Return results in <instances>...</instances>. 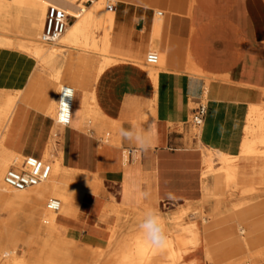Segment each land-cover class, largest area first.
I'll use <instances>...</instances> for the list:
<instances>
[{
    "label": "crops",
    "instance_id": "crops-1",
    "mask_svg": "<svg viewBox=\"0 0 264 264\" xmlns=\"http://www.w3.org/2000/svg\"><path fill=\"white\" fill-rule=\"evenodd\" d=\"M156 9L166 13L161 42L166 71L158 75L131 62L115 63L113 56L69 49L62 83L75 89L70 125L54 135L56 122L47 111L38 115L21 108L15 114V106L5 144L25 158L44 160L56 139L54 155L61 153L63 166L99 173L102 190L125 207H160L174 215L191 205L204 206L211 213L213 207L202 204L204 182H214V175H203V150L240 159L234 163L243 171L246 158L241 148L249 107L264 99V0L118 1L109 9L118 21L114 54L139 56L147 48L146 27L151 26ZM145 14L150 15L148 20ZM75 20L70 19L69 25ZM22 57L0 51V91L18 88L22 68L29 81L34 63ZM200 103L207 105L208 112L203 127L197 129L190 115ZM131 125L150 131L149 151L121 139L118 130ZM214 165L221 166L217 157ZM252 173L249 177L258 179ZM142 192L150 196L144 198ZM100 195H87L80 214L68 223L67 234L91 249L105 245L104 238L115 225V217L101 211L112 199ZM94 228L98 236V231L89 233ZM234 228L228 226L225 233L236 235ZM213 238L216 235L208 237L210 244ZM234 238L219 249L239 250ZM229 251L220 258L231 256Z\"/></svg>",
    "mask_w": 264,
    "mask_h": 264
},
{
    "label": "bare ground",
    "instance_id": "bare-ground-1",
    "mask_svg": "<svg viewBox=\"0 0 264 264\" xmlns=\"http://www.w3.org/2000/svg\"><path fill=\"white\" fill-rule=\"evenodd\" d=\"M89 1L92 3L87 6L85 3ZM106 1L0 0V47H15L35 57L41 62L43 68L51 70L54 82L60 85L58 96L61 88L67 86L62 84V65L69 49L113 56L115 63L119 61L131 62L139 69H153L158 75L166 71V49L161 45L162 33L166 26V13L160 9L154 11L155 16L151 21V26L146 27L148 29L147 50L144 49L145 51L143 50L139 56L123 55L118 52L114 54L113 42L118 21L116 12L110 11L106 7ZM49 6L58 7L76 19L51 46L42 41V32ZM149 16L145 14L144 18L148 20ZM13 34L23 37L14 38ZM149 50L159 52L160 61L158 64L150 65L146 62L145 57ZM206 83L208 86L209 79H206ZM18 99L19 93L0 92V264H88V260L90 264H181L184 258H188L185 264H204L206 259L214 260L211 249L203 247L199 224L197 222L181 224L183 216L190 210L188 207L167 218L173 221L175 228L182 227L179 233L169 234L170 229L167 226L166 218L160 215L165 226L167 243L164 247L157 248L145 240L139 228L128 226L127 217L120 214L121 208H125V206L118 203L115 198H112V205L116 207L113 211H107L109 205L106 203L101 208V211L108 212L115 217V225L106 240L107 243L100 245L97 249H91L88 246L79 248V242L75 237L67 234L70 229L67 224L80 214V206L82 207L81 204L87 201V195L99 197L100 194L106 193L101 188L102 181L99 178V173L92 174L71 169L63 166L61 161L53 160L56 139H52L43 157V161L49 162L52 167L49 179L22 191L8 187L5 183L7 170L15 160L25 159L6 147L4 136V131L8 129V122ZM53 101L59 103V97L53 98L46 111L49 116L55 117L56 127L53 130L55 135L58 127L64 126L58 123V105ZM255 134L257 137H254ZM257 145L264 146V99L261 103L251 104L249 107L241 148V156L246 158V163L242 167L243 176L239 166L234 163L237 158L229 157L220 153L219 150L206 149L205 171L214 175V182L208 188L209 191L203 199V204L208 203L207 198L210 194H213L212 198L228 200L236 191H239L237 194L241 197V200L234 204L236 209L244 208L252 199L257 198L260 187H238L243 183L241 181L250 178L252 171L251 175L254 177L264 178V151L261 152L257 149ZM221 155L223 164L215 170L214 159L215 157L219 159ZM232 164L233 167H231ZM216 172L217 174H215ZM221 175L225 178L224 186L221 181L216 179ZM204 177L207 176L204 175ZM134 208L141 210L137 215L139 220L148 209L144 205L134 206ZM221 208L222 204L214 203L212 215L222 214ZM5 209L10 211L9 217L3 216L2 211ZM243 212L246 213L247 210H243ZM242 220L245 218L243 217ZM20 223L24 224L22 229L19 227ZM249 227L248 230L242 227L241 232L239 231L240 234L236 233L233 236L235 237L234 242L240 247L239 250L247 247L245 235H254L260 231L254 222H249ZM5 230L9 231L7 236ZM95 231L99 230L94 228L93 232ZM259 238L260 235L254 237L253 244H256L255 241ZM214 242L216 241L214 240ZM112 245L117 247L118 252L105 259L106 251ZM19 248L23 250L22 255L18 254ZM251 252L250 257L257 258L259 256V253ZM228 257L231 256L228 254Z\"/></svg>",
    "mask_w": 264,
    "mask_h": 264
},
{
    "label": "rangeland",
    "instance_id": "rangeland-1",
    "mask_svg": "<svg viewBox=\"0 0 264 264\" xmlns=\"http://www.w3.org/2000/svg\"><path fill=\"white\" fill-rule=\"evenodd\" d=\"M116 3L117 2H114L113 0H107L106 1V7H108L109 5L115 6ZM85 4L87 6H89L91 4V2L89 1V2H86ZM83 14H85V13H83ZM13 37L14 38H20L23 36L13 34ZM45 44H48V43H45ZM54 44L55 43L48 44V45L51 46ZM0 51L18 52L19 55H24V57L20 58V60H22V61L23 60L24 61L31 60L34 63V71H33L34 73L32 71H31L32 73L30 72V75H29L30 78H29L28 82H27V76L28 75L26 74V69L24 70V68H22L23 70L21 69L19 72L20 82L18 83V88H16V89L15 88L14 89L8 88L6 90L4 89V90L0 91V92L12 93V94L19 93V99L17 101L15 114L21 108H25V109L31 111V113L38 114V115H40V114L45 115V112L48 109L49 105L51 104L53 98L57 99L58 89L60 86L59 84L54 82V79L52 78V75H51V74H53L52 71L47 70L46 68H43L41 65V62L38 61L32 55H30L26 52L20 51V50L16 49L15 47H11V48L10 47L9 48L8 47L7 48L6 47L5 48L0 47ZM150 51L151 50H149L147 52V54ZM74 52H75V54L78 53L77 51H74ZM69 53H70V51H67L65 54V57ZM95 53H97V52H95ZM39 64L41 65L42 68L40 67ZM65 83H67V82H65ZM24 99H25V102L23 101ZM204 103H206V102H204ZM21 104H24L25 107H19L18 108V106H20ZM195 107H197V105ZM191 116H192V114L190 115V119H191ZM11 118L12 117H10V120L8 122V124H9L8 129L6 131H4L5 138H6L8 131H9V127L11 125ZM54 120H55V117H54ZM62 128L58 127L56 134L58 131H62ZM254 137H257V135L255 134ZM55 142H56V140H55ZM60 145H61V137L59 135V137L57 138L58 149L61 148ZM6 147H7V145H6ZM256 148L259 149L261 152L264 151L263 145H257ZM54 150H55V148H54ZM203 151H205L206 152L205 154H207L206 148ZM205 154H204V158L206 159L207 155H205ZM222 155L219 157V161L221 164H223V162H222L223 156ZM52 158H53V160L56 159V160L61 161V163H62L61 153H60V155L58 154V156H56V155H54V151H53V157ZM239 160L240 159H237V161H239ZM204 162H205V160H204ZM214 166L217 169L220 168L219 167L220 165H214ZM231 167H233V164L231 165ZM240 173L243 176L244 172L241 171ZM209 174H211V173L208 171H205L203 175L208 176ZM215 174H217V172ZM216 179H217V181H221L222 186H224V181H225L224 176H222V175L217 176ZM241 182H243V183L242 184L239 183L240 184L238 186L239 188H242V187L245 188V187H249V186L260 187L257 198L252 199L250 201L251 203L249 202L248 204H246L247 206L245 205L244 208H241V209L239 207L237 209L234 208V204L241 200V197L238 195L239 191H236L234 193V195H232L228 200H224L223 198H222L223 200L221 198L220 199L212 198L213 194H210L209 197L207 198L208 206L213 207L214 203L222 204V208H221L222 214H220L219 216H213L212 213H209L206 211L204 206L193 208L191 205H188V208L190 210L187 211V213L183 216V218L181 220V224H183V225L188 224V223H192V222H197L199 224V228H200L201 232L206 230L205 236L207 239L205 238V240H203V247L204 248L206 247L209 250L211 249L214 260L209 261L206 259V260H204V264H264V241H261V240H264V191H263V189H264V178L263 179L262 178L261 179L260 178L259 179H257V178L251 179L250 178L246 181H241ZM204 184H203V193L204 194L202 197V204H203V201H204L203 199H204L205 195L208 194V191H209L208 188L212 185V184L209 185L206 182H204ZM102 196L103 197L109 196V198H111V199L113 198V197H111L110 194H106V193H103ZM210 202H212V203H210ZM106 204L109 205V208L107 209V211H113V209L116 208V207H113L112 200L109 202H106ZM183 209L184 208H181L179 212H181ZM155 210L159 213V215L166 218L167 226L170 229L169 234L181 232L182 227L181 228H175L173 221L170 219H167V218H170V216H172V215H170L165 209H161L160 207H155ZM243 210H247V212L245 213V212H243ZM140 211H141L140 209H137L134 207H125V208H121L120 214L127 217L126 223L128 224V226L138 228V224L141 220L137 219V215H139L138 213ZM2 212H3V216L5 215L6 217H9L11 215V213L8 209L3 210ZM243 217L245 218V220H242ZM138 218H140V217H138ZM249 222H254L258 226L260 231L258 233H255L254 235H248V234L245 235L246 236L245 238L247 241V243H246L247 247H245V249L236 250L235 252H234V250H231V251H229L230 253H233L231 255V257L220 258V257H222L223 252L226 253V252H228V250L219 249V247L222 246V244H224V242L227 243L228 241H231L232 240L231 238L234 236V234L231 235V234L225 233L226 228L228 226H233V227H235L237 234L238 233L240 234V232H241L240 229L242 227L247 229V230L250 228ZM19 227L22 229L24 227V224L20 223ZM67 227H69L68 224H67ZM92 232H93V229L89 231L90 234H92ZM218 232H219V234H218ZM8 233H9V231L5 230L6 236L8 235ZM98 234H100L99 231L96 232V236H98ZM109 235H110V233L108 235H106V237L104 239L107 240L109 238ZM210 235L211 236L216 235V238L214 239L216 242L213 241L214 242L213 244L209 243L208 237H210ZM259 235H260V238L257 239V241H255L256 244H253L254 243V237H257ZM261 235H263V237H261ZM217 239H220V240L217 241ZM252 244H253V249H252ZM78 246H79V248L85 247V246H82L80 243H78ZM252 250L255 253H259V256L257 258L255 257V261H252L251 257H250ZM18 251H19L18 254L22 255L23 250L21 248H19ZM117 252H118L117 247L115 245H112L111 247H109L107 249L104 258L108 259V257L113 256L114 254H117ZM187 261H188V258H184L181 261V264H185ZM88 264H90L89 260H88Z\"/></svg>",
    "mask_w": 264,
    "mask_h": 264
},
{
    "label": "built area",
    "instance_id": "built-area-1",
    "mask_svg": "<svg viewBox=\"0 0 264 264\" xmlns=\"http://www.w3.org/2000/svg\"><path fill=\"white\" fill-rule=\"evenodd\" d=\"M90 2L92 3V1ZM108 8L113 10L114 6L109 5ZM70 19H74V17L67 14L64 10L55 6H49L42 32V41L48 44L55 43L66 32L67 27L69 26ZM68 88L73 89L70 86H63L61 90H67ZM74 96L68 97L64 94L63 91L60 92L58 96L59 102H61V100L63 99L64 102L69 105L70 112V121L67 125H64L59 122L60 111L58 106V123L60 125L68 126L71 123ZM207 108L208 107L206 104L200 103L193 110L191 122L197 129L202 128L204 125L205 118L208 112ZM51 172L52 167L49 162L43 161L38 158L27 157L22 161L15 160L13 162V164L6 172L5 183L11 189L22 191L47 181L51 175Z\"/></svg>",
    "mask_w": 264,
    "mask_h": 264
},
{
    "label": "clouds",
    "instance_id": "clouds-1",
    "mask_svg": "<svg viewBox=\"0 0 264 264\" xmlns=\"http://www.w3.org/2000/svg\"><path fill=\"white\" fill-rule=\"evenodd\" d=\"M147 63L150 65H156L160 61V54L156 51H150L146 57ZM64 92L68 97L74 96V90L68 88L62 89L59 92ZM53 103L59 106L60 118L59 122L67 125L70 121L69 105L62 99L61 102ZM118 134L122 140L127 141L129 144L134 145L138 150L147 152L152 148V137L148 129H141L135 125H131L128 128L121 127L118 130ZM142 197L148 198L150 193L142 192ZM169 197H172L171 193H168ZM145 240L151 245L162 248L167 243V235L165 226L161 220L159 213L154 208H148L145 210L141 221L138 224Z\"/></svg>",
    "mask_w": 264,
    "mask_h": 264
}]
</instances>
